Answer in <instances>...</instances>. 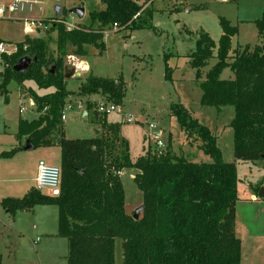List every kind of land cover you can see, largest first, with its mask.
Here are the masks:
<instances>
[{"label": "trees", "instance_id": "16d2710c", "mask_svg": "<svg viewBox=\"0 0 264 264\" xmlns=\"http://www.w3.org/2000/svg\"><path fill=\"white\" fill-rule=\"evenodd\" d=\"M102 9L91 8L90 23L70 31L55 23L46 32L56 31V55L49 52L47 37L25 36L16 43V52L1 75V88L14 78L32 80L39 95L25 89L37 108L38 116L17 121V140H30L34 147L57 143L60 148L61 185L57 196H48L34 187L22 197H4L0 206L14 215L35 205L57 207L56 236L66 238V264H115V244L120 241L122 264H240L241 241L235 233L237 172L234 163L225 162L217 137L179 102L169 105L187 143L199 141L198 149L211 159L194 161L176 154L168 140L158 151L147 146L135 161L129 157L128 142L118 134V123L101 125L103 130L91 138L70 139L63 131L52 137L60 125L64 102L73 94L65 85V58L68 46L85 55L86 46L101 54L103 33L113 23L134 30L154 29L152 0H99ZM65 11L62 10V16ZM221 34L217 41L201 30L189 65L201 89L200 104L233 107L230 120L234 156L243 161L264 158V7L255 20L260 43L231 47L236 26L219 16ZM36 60L22 73L12 69L22 56ZM214 64L202 76L210 58ZM54 66L53 71H51ZM232 72L222 78V71ZM166 76L171 69L166 65ZM122 75L102 77L89 74L77 95L98 94L117 105L124 97ZM87 108L93 103L87 101ZM94 113L96 114L95 110ZM96 116V115H95ZM19 146L0 153L10 157ZM135 170L133 181L142 193V210L134 219L124 209V190L119 172ZM258 192V189H256ZM1 264V254H0Z\"/></svg>", "mask_w": 264, "mask_h": 264}, {"label": "rangeland", "instance_id": "374dc122", "mask_svg": "<svg viewBox=\"0 0 264 264\" xmlns=\"http://www.w3.org/2000/svg\"><path fill=\"white\" fill-rule=\"evenodd\" d=\"M10 1L0 0V5ZM38 1L40 5L33 11L18 13L16 16L20 19L26 17L47 19L55 15L56 7L59 6L65 11L61 16L68 22L87 26L90 23L89 10L104 7L99 0ZM74 7L83 8L81 17L70 12ZM263 7L264 0H152L154 29L129 30L124 27L115 29L111 26L103 34L104 51L99 54L91 46H86L85 71L81 76L65 79L66 88L77 92L79 85L89 74L102 77L122 75L125 86L122 103L117 105L119 110L106 115L95 114L94 103L106 99L105 97L98 94L73 93L76 96L71 98L74 102L72 109L65 111V118L52 134L54 138L59 135V131H63L65 137L70 139L91 138L103 130L101 125L104 122L118 123V134L128 142L129 157L131 161H135L143 154V147L147 148L148 145L152 149L156 147L147 139L148 133L152 131L149 124H154L153 130L160 131L159 137L164 146L167 145L170 135V146L176 154L194 161L209 162L210 157L198 149L199 141L195 140L191 145L188 144L176 118L169 115V105L172 102L182 103L200 123L216 135L222 159L235 165L238 177L237 200L234 206L235 233L241 241L240 264H264V195L256 192V189L259 191L264 187V158L255 161L235 158L233 132L230 126L233 107L226 105L216 108L200 104L202 92L198 81L195 80V69L188 63V56L194 51L201 30L206 31L214 41L218 40L221 33L219 16L229 20L230 24L238 29L231 41L233 48L245 44L250 46L259 44L255 20L261 17ZM25 36L28 35L22 31L21 20H10L3 23L0 28V37L12 44L21 42ZM37 37L49 38V52L56 55V31H45ZM67 52L74 55L69 57L67 55L65 58V70L71 75L81 70L83 65L76 59L73 46L69 45ZM214 62L213 57L208 60V64L202 69V76ZM166 65L171 69L170 77L166 76ZM2 70L3 67L0 65V72ZM230 76L232 72L228 68L221 73L222 78ZM1 82L0 73V85ZM28 87L38 90L32 80L19 83L14 78L7 82L5 88L0 89V151L17 144L15 134L19 118L27 120L36 118L37 108L30 103L29 94L23 91ZM79 101L83 103L82 109L76 106ZM87 101L93 103L92 107L87 108ZM82 110L86 114L82 115ZM127 115L132 116L134 121L127 122ZM20 142L23 146L26 141L21 139ZM15 153L11 161L18 169L16 167L11 175L27 179L17 181L19 183L0 185L17 188L23 184L17 190L20 196H23L28 188L35 187L32 178L38 160L42 159L54 165L60 163V148L57 143L26 150L20 148ZM2 158L4 157L0 156V179L4 178L5 164L10 161ZM134 172L132 168H124L120 175L124 205L131 215L142 206L143 201L141 191L130 177ZM47 208L53 212L57 209L55 205ZM50 209L47 215L38 210L32 220L26 217L29 213H22L20 218L10 219L12 223L9 229L7 227L9 220L2 213L0 206V231L3 234V236L0 234L1 264H66L68 251L66 238L49 234L57 230L56 219ZM38 222V229H33V225H37ZM19 227H22V232L15 233ZM114 255L115 264H122L119 240L116 241Z\"/></svg>", "mask_w": 264, "mask_h": 264}, {"label": "built area", "instance_id": "2783aa9c", "mask_svg": "<svg viewBox=\"0 0 264 264\" xmlns=\"http://www.w3.org/2000/svg\"><path fill=\"white\" fill-rule=\"evenodd\" d=\"M37 5H40L38 0H11L9 3L0 5V28L4 22L10 20H21L22 22V31L24 34L30 37H37L39 34L47 31L50 26L55 23H62L65 30L70 31L78 27L73 23L68 22L64 17H50L47 19L26 17L20 19L16 14L31 12L35 9ZM115 29H120L116 23L112 25ZM16 44L9 43L0 38V65L4 68L9 65L5 60V57H9L16 52ZM94 103L96 114L106 115L113 111H118L119 108L117 104L107 101L105 99H100ZM73 101L71 99H66L61 110L60 119L65 118V111L72 109ZM82 102L79 101L76 103L77 108L82 109ZM22 111V109H20ZM127 122H133L134 119L132 116L127 115ZM151 132L148 133L147 139L150 142L155 144V149L158 151L163 150L166 146L163 145L159 134V131L153 130L155 128L154 124H149ZM35 189L40 192L47 194L48 196H57L60 193L61 185V169L59 165H54L45 162L40 159L36 163V175H35Z\"/></svg>", "mask_w": 264, "mask_h": 264}, {"label": "crops", "instance_id": "0c3cea01", "mask_svg": "<svg viewBox=\"0 0 264 264\" xmlns=\"http://www.w3.org/2000/svg\"><path fill=\"white\" fill-rule=\"evenodd\" d=\"M5 23V22H4ZM104 34V33H103ZM221 34V33H220ZM1 38V37H0ZM233 38V37H232ZM2 39V38H1ZM3 40H5V39H3ZM5 41H7V40H5ZM103 41H104V36H103ZM231 41H232V39H231ZM231 47L233 48V46H232V42H231ZM93 48V50L94 51H98V50H96L94 47H92ZM69 56H74V55H69L68 54V57ZM76 56H77V60H78V62H81V65H83V67H82V69L81 70H78V71H75L74 72V74H69V71H64V74H65V79L66 78H72V77H75V76H81L82 75V73L85 71V66H86V63H85V59H84V55H77L76 54ZM28 88H31V87H28ZM36 88V87H35ZM32 89V88H31ZM32 90H34L36 93H38L39 95H42V94H44V93H48L49 91H51V89H47L46 90V92H39L38 90H35V89H32ZM24 92L26 91L25 89L23 90ZM27 93V92H26ZM73 93H75V92H73ZM28 94V93H27ZM30 96V95H29ZM76 96V94H72V95H70L67 99H71V98H73V97H75ZM29 99H30V103L32 104V105H34V102H33V100L31 99V97H29ZM20 111V110H19ZM21 112V111H20ZM81 114L82 115H84V114H86V112L84 111V110H82V112H81ZM38 116V112H37V115H36V117ZM160 132V131H159ZM65 136V135H64ZM168 140L170 141V135L168 136ZM25 141H26V139H25ZM170 143H171V141H170ZM56 144V143H55ZM172 145V144H171ZM17 146H19V149L20 148H22V146H21V142L19 141V140H17V144L15 145V146H13V147H10L9 149H5V150H1L0 151V153L1 152H3V151H8V150H10L11 148H14V147H17ZM171 147V146H170ZM145 149H146V147H143V153H144V151H145ZM172 149V148H171ZM173 150V149H172ZM16 154V153H15ZM15 154H13L12 156H10L9 158H2V159H4L5 161L6 160H10L9 162H7L6 164H5V171H4V173H5V176H4V178L2 179H0V183H11V184H14V183H19V182H17V181H23L24 179H27V178H20V177H14V175H11L14 171H15V168L17 167V169H18V166H16L15 164H14V162L13 161H11V158H13L14 157V155ZM4 165V164H3ZM123 170V169H122ZM122 170L119 172V176L122 174ZM135 173V172H134ZM134 173H132L131 175H130V177H132L133 178V176H134ZM4 175V174H3ZM35 175H36V170H35V174H34V177L32 178V180H34V178H35ZM16 176H18V175H16ZM14 182V183H13ZM34 182H35V180H34ZM9 185V184H8ZM23 185V184H22ZM21 185V186H22ZM5 185H0V199H2V198H4V197H8V196H10V197H22V196H20V195H18L19 193H18V189H20V187L21 186H19V187H17L16 188V186H13V187H9V186H5ZM32 188V187H31ZM30 188H28L26 191H25V193L29 190ZM20 192H22V190L20 191ZM24 193V194H25ZM21 194V193H20ZM39 206H41V208H37V207H39ZM44 206H46V207H44ZM50 206H52V204H44V205H35L32 209H30V210H19V211H17L14 215H10V213L7 211V210H5V209H3L2 207H1V210H2V213H4L6 216H7V219L9 220L8 221V223H7V227L9 228V229H11V223H12V221L10 222V219L11 220H14V217H21V215H22V213H29V214H27V215H29V216H26L27 218L29 217V219H33V218H35V216H36V213H37V211L39 210L41 213H43V214H48V212H49V210L48 209H50V208H47V207H50ZM124 209H125V211H126V213H128V211L126 210V208H125V205H124ZM50 211H51V214H52V216H54V218L56 219V226H57V209L55 210V212H53L51 209H50ZM128 214H130V213H128ZM26 215V214H25ZM12 216V217H11ZM28 219V220H29ZM4 224V223H3ZM38 227H39V222H38V224L36 225V224H34L33 225V229H38ZM15 233H18V234H20L21 232H22V227H19L18 228V230L17 231H14ZM45 232V231H44ZM56 232H57V230L54 232V233H49L50 235L52 234L53 236H55V237H59V236H56ZM0 234L3 236V234H2V232L0 231ZM6 237H8V236H6ZM61 238V237H60ZM63 238V237H62ZM1 254V253H0ZM1 261H2V255H1Z\"/></svg>", "mask_w": 264, "mask_h": 264}, {"label": "water", "instance_id": "95a60500", "mask_svg": "<svg viewBox=\"0 0 264 264\" xmlns=\"http://www.w3.org/2000/svg\"><path fill=\"white\" fill-rule=\"evenodd\" d=\"M62 8L61 7H56V11H55V17H60L62 15ZM70 12L71 13H74L76 14L78 17H81L83 15V8L82 7H74L72 9H70ZM36 59L34 58H31V56L29 55H24L22 57H20L15 63L14 65L12 66V69L15 71V72H18V73H22L24 72L30 65L33 61H35ZM54 69V66H52L51 68V71H53ZM33 148V144L30 140H26L25 144L22 146L21 149L23 150H26V149H31ZM258 194L259 195H264V187L260 188L259 191H258ZM142 210V206L137 208L134 213L132 214V217L134 219H138L139 218V213L141 212Z\"/></svg>", "mask_w": 264, "mask_h": 264}]
</instances>
